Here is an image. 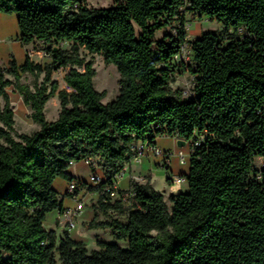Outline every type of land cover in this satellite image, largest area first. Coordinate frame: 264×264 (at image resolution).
Segmentation results:
<instances>
[{
	"label": "trees",
	"instance_id": "1",
	"mask_svg": "<svg viewBox=\"0 0 264 264\" xmlns=\"http://www.w3.org/2000/svg\"><path fill=\"white\" fill-rule=\"evenodd\" d=\"M87 1L0 0V14L17 16L20 44L47 45L51 59L42 65L27 53L23 65L0 64V264H58L56 254L60 264H264V163L256 166L264 159V0H111L104 9ZM189 16L223 30L189 41ZM166 28L173 32L156 40ZM185 46L194 87L181 100L172 85ZM82 52L115 66V101L102 104L106 94L95 89L94 64ZM61 70L60 90L52 75ZM25 74L33 88L21 83ZM11 87L38 132L15 133ZM55 96L61 111L48 122L45 107ZM163 137L191 150L188 191L171 196V207L149 181H131L136 195L127 203H108L105 184L89 185L96 211L127 222L96 216L86 226L110 229L117 242L97 241L90 252L68 233L58 241L46 231L47 215L63 210L54 182L79 181L72 165L96 163L111 180L135 144L157 146Z\"/></svg>",
	"mask_w": 264,
	"mask_h": 264
},
{
	"label": "rangeland",
	"instance_id": "2",
	"mask_svg": "<svg viewBox=\"0 0 264 264\" xmlns=\"http://www.w3.org/2000/svg\"><path fill=\"white\" fill-rule=\"evenodd\" d=\"M87 5L90 8L95 9H104L110 8L114 5L113 1L111 0H88ZM207 30L213 31H222L223 28L217 22L209 20L207 18H197V17H188V25L186 26L187 37L189 41H193L198 38L202 32ZM173 31L170 28H166L157 32L156 40H162L167 34H171ZM19 26H18V19L16 15H5L0 14V64L4 67H9V61L14 59L18 65H23L26 60V51L25 48L20 44L17 40L19 37ZM6 47H9L8 49ZM31 52L34 54V62L40 63L42 65H46L51 63V59L46 55L47 45L42 43H37L35 46H31ZM64 49L69 48L68 44H64L62 46ZM82 56L86 59V61H91L94 64V69L96 71V77L94 79L95 89L100 93H105L106 96L102 101L103 105H107L118 97L119 95V88H120V81L121 77L117 72L115 66L105 64L103 58L99 55H90L87 52H82ZM193 63V55L188 47L184 49L181 57L175 59V82L172 85V89L175 93V96L180 98L181 100L189 99L193 94V77L188 72V67ZM67 71L61 70L52 75V83L56 82L59 84L60 90L66 88L64 83V77ZM8 79H12L8 76ZM44 80V75H42L38 79V83H42ZM21 83L24 85H28L33 88L35 83V78H33L29 74L22 75ZM50 91V86H49ZM8 94L10 96L11 105L15 112V133L17 134H25L31 135L35 132L40 130V126L35 124L31 118V109L24 105L22 97L20 94L11 87L8 89ZM1 105H4V102L1 101ZM61 111L60 102L57 96L50 99L45 107V116L48 122H54L58 119L59 114ZM162 145L166 147H171V141L168 139L161 140ZM187 148H177L175 153L178 155L180 152L184 154V151ZM186 155V154H184ZM187 156V155H186ZM179 160V158L174 157ZM173 158V159H174ZM187 165L188 166V157H187ZM264 163V159L260 158L256 160V166L260 168ZM185 166V167H186ZM153 171V180L155 186L158 190H162L165 187L169 186L168 177L171 175L170 169H166L162 167V165L154 166ZM73 171L79 175L84 182L89 183L90 178V170L88 167L87 162H80L77 163L75 167H73ZM84 202L88 211L90 212L91 207L97 205L98 198L95 196L94 198L90 196L84 197ZM166 202L169 207H171V203L169 198H166ZM99 218L105 222L111 221L114 218H117L115 215L111 213L108 215H103L99 212ZM120 221H125L124 218L120 217ZM85 223V222H84ZM83 223V224H84ZM88 224V222H87ZM85 231L84 240L87 243V248L90 252L97 250V246L95 243L94 232L93 230H88L85 226L78 224L77 229L73 231V233L78 231ZM103 231L101 233L102 240L112 244L116 243L117 241L113 237L112 233L108 229H100ZM80 233V232H79ZM119 245L123 248H128V244L126 242H118ZM56 258L58 264L59 255L56 254Z\"/></svg>",
	"mask_w": 264,
	"mask_h": 264
},
{
	"label": "crops",
	"instance_id": "3",
	"mask_svg": "<svg viewBox=\"0 0 264 264\" xmlns=\"http://www.w3.org/2000/svg\"><path fill=\"white\" fill-rule=\"evenodd\" d=\"M17 39H18V37H17ZM6 48L8 49L9 47H6ZM24 48H25L26 53H30V57L34 61V54H32V52H31L32 51L31 50V48H32L31 45L30 46H25ZM163 139L170 140L172 142L171 143L172 144L171 147H166V146L162 145L161 140H163ZM157 147L159 149H161L162 151H164V152H166V151H176V149L179 148L178 147V140L174 139V138H170V137L159 138L157 140ZM182 148H187V149H185L186 151H184V154H186L188 156V166H186V165H185L186 167L185 166H181L178 159H176V158L172 159L171 165L169 167V169L171 171V175L167 179L168 183H169L168 187H165L162 190H158L156 188L154 180H153V174L152 173L154 171V169H153L154 166L155 165L160 166L161 165V161L158 160V159H151V160H143L141 162L130 161L127 164V173L125 174V177L119 183L120 190L126 191V190L131 189V187H130L131 186V181H135V182H137L139 184H145V183H147L149 181L150 185L153 187L154 190H156V191H158V192H160V193H162L164 195L165 200H166V198H170L171 196L177 195L179 193H186L188 191L187 180H186V182L181 183V184H177V183H175L173 181V179L175 177H186L189 174V170H190V153H191L189 143H186L185 146L182 147ZM75 166H76V164L72 165V167L70 169V174L73 177H75L76 179H78L79 181H83L82 178L73 171V167H75ZM140 178L144 179V183H142V182L137 180V179H140ZM53 187L59 193L60 197H62V196L64 197L62 199L63 208H72V207L75 206L74 200L71 198V196L67 195V190H68V182L67 181L62 180V179H58V180H56L54 182ZM86 196H90L92 198H94L96 196L98 198V196L95 193H92V192H89V191L86 192V193L84 192V193H82L80 195V197L82 199H84V197H86ZM89 208H87V206H86V209H85L84 213L78 219L77 226H78V224H80V225H82V227L85 226L87 228L86 225H88L96 216L98 217L99 221L105 222V221H103V220H101L99 218V211H96L94 209V206L91 207V209H90L91 211L90 212L88 211ZM112 214L117 217V218H114V220H119V218L122 217V218L125 219V221H121V222H123V223L127 222V216H125V215L120 216V215H118L117 213H114V212L111 213V216H112ZM87 222H88V224H87ZM44 227H45L46 231H54V232H56L58 241H59V239H61V237L65 233H68L73 240L81 241V242L85 243L86 246H87V243L84 240V237H85L84 232L85 231L82 232V230H81V231H78V232H75V233H73V231L72 232H68L66 230V227H65V224H64V220L60 219V212L58 210H56V211H54V212H52V213L47 215ZM108 230H110V229H108ZM93 232H94L95 243L97 241L106 242L105 240H102L101 233L103 231H101L100 229H95V230H93Z\"/></svg>",
	"mask_w": 264,
	"mask_h": 264
},
{
	"label": "built area",
	"instance_id": "4",
	"mask_svg": "<svg viewBox=\"0 0 264 264\" xmlns=\"http://www.w3.org/2000/svg\"><path fill=\"white\" fill-rule=\"evenodd\" d=\"M187 25L188 23L186 24V26ZM185 48L186 46L182 48L181 54L176 59L181 57ZM132 153L133 156L131 161L141 162L143 160L158 159L161 161L162 167H165L166 169H169L174 157L179 158V163L181 166L187 165L186 159L188 156L184 155L183 153L180 152L177 155L175 151L164 152L157 146H152L149 143L139 142L135 144L132 148ZM88 167L91 173L89 183L83 181H74L68 184L67 195L71 196V198L74 200L75 206L72 208H63V210L60 212V219L64 220V224L68 232H72L77 228L78 219L86 209V203L80 197V195L84 192H88L89 185L98 187L102 184H105V187L100 195L106 197V201L111 204L118 200L122 201L123 203H127L136 195L134 190L132 189L122 191L119 188L120 181L125 177V174L127 173V165L120 174H118L111 180H108V178L103 174L101 168L96 163H88ZM137 180L144 183V179L142 178ZM186 180V177H175L173 179V181L177 184L184 183L186 182ZM63 198L64 197L62 196L61 199Z\"/></svg>",
	"mask_w": 264,
	"mask_h": 264
},
{
	"label": "water",
	"instance_id": "5",
	"mask_svg": "<svg viewBox=\"0 0 264 264\" xmlns=\"http://www.w3.org/2000/svg\"><path fill=\"white\" fill-rule=\"evenodd\" d=\"M185 144H186V142H185V141H183V140H179V141H178V147H179V148H182V147H184V146H185Z\"/></svg>",
	"mask_w": 264,
	"mask_h": 264
}]
</instances>
